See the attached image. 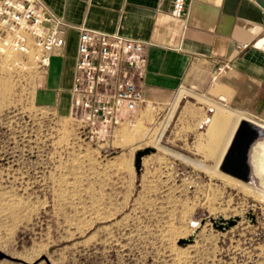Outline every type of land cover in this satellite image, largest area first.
Masks as SVG:
<instances>
[{"label":"rangeland","instance_id":"obj_1","mask_svg":"<svg viewBox=\"0 0 264 264\" xmlns=\"http://www.w3.org/2000/svg\"><path fill=\"white\" fill-rule=\"evenodd\" d=\"M46 67L0 49V264H264L262 192L193 181L140 118L90 138Z\"/></svg>","mask_w":264,"mask_h":264},{"label":"crops","instance_id":"obj_2","mask_svg":"<svg viewBox=\"0 0 264 264\" xmlns=\"http://www.w3.org/2000/svg\"><path fill=\"white\" fill-rule=\"evenodd\" d=\"M41 1L70 25L140 40L145 72L129 76L145 103L120 116L156 129L198 184L206 177L217 187L240 184L221 166L242 120L264 128V8L255 0H186L184 15L174 17L172 0ZM76 44L77 31L66 30L45 69L47 87L70 95V110H77L70 94ZM142 111L148 114L140 117ZM263 146L260 136L247 153L258 181L249 187L257 191Z\"/></svg>","mask_w":264,"mask_h":264},{"label":"built area","instance_id":"obj_3","mask_svg":"<svg viewBox=\"0 0 264 264\" xmlns=\"http://www.w3.org/2000/svg\"><path fill=\"white\" fill-rule=\"evenodd\" d=\"M185 1L172 0V16L184 15ZM70 28L77 31L70 94L90 138L132 123L120 113L145 103L142 91L129 76L131 70L139 76L145 72L140 40L70 25L41 0H0V49L32 54L38 67L46 66L49 55L65 45V31ZM221 70L220 66L215 68L216 73Z\"/></svg>","mask_w":264,"mask_h":264},{"label":"water","instance_id":"obj_4","mask_svg":"<svg viewBox=\"0 0 264 264\" xmlns=\"http://www.w3.org/2000/svg\"><path fill=\"white\" fill-rule=\"evenodd\" d=\"M262 8H264L263 0H255ZM258 129L255 126L247 124V121L242 120L240 122L238 131L235 135V138L232 142V145L227 152L224 161L222 162V170L239 179H244L245 169H246V153L249 147V143L251 139L254 137L256 131ZM154 151L153 147H144L135 152V168L139 169L141 166V158L143 155H146L150 152ZM239 219V216H233L227 219L222 217L217 218L213 223L218 226L220 229L228 228L235 224V222ZM191 241V238H187L184 242ZM3 254L0 253V257Z\"/></svg>","mask_w":264,"mask_h":264},{"label":"bare ground","instance_id":"obj_5","mask_svg":"<svg viewBox=\"0 0 264 264\" xmlns=\"http://www.w3.org/2000/svg\"><path fill=\"white\" fill-rule=\"evenodd\" d=\"M248 118H246L245 120H247ZM247 124H250V125H252V126H255V123L254 122H252L251 120H247ZM262 137V136H264V128L263 127H260V128H258V130L256 131V133H255V135H254V137L251 139V141H250V143H249V147H251V144H252V142L254 141V140H256L257 138H259V137ZM254 145V144H253ZM248 147V148H249ZM262 147V146H261ZM250 149V148H249ZM251 150V149H250ZM247 153H248V150H247ZM246 153V157H245V159H246V169H245V175H244V179H240L241 181H240V183L241 184H243L244 186H250L249 184L250 183H254L255 184V182H256V180H257V178H255V177H253L252 176V171H251V164H250V162H249V160H248V154ZM250 153V152H249ZM262 153H263V156H264V146H263V149H262ZM259 163V162H258ZM260 168H261V171L264 173V162L261 164V166H260ZM220 169V168H219ZM256 183H258V181L256 182ZM256 186V185H255ZM258 190L260 191V192H262L263 193V195H264V176L261 178V184H260V186H258ZM225 219V218H224Z\"/></svg>","mask_w":264,"mask_h":264}]
</instances>
